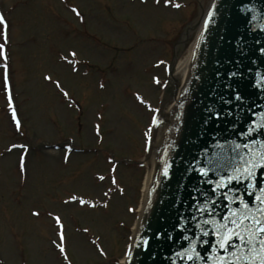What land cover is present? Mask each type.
<instances>
[{
	"label": "rangeland",
	"instance_id": "rangeland-1",
	"mask_svg": "<svg viewBox=\"0 0 264 264\" xmlns=\"http://www.w3.org/2000/svg\"><path fill=\"white\" fill-rule=\"evenodd\" d=\"M211 1L0 0V264L126 258L147 173L126 163L145 158L169 71ZM106 193L104 211L72 203Z\"/></svg>",
	"mask_w": 264,
	"mask_h": 264
},
{
	"label": "water",
	"instance_id": "water-1",
	"mask_svg": "<svg viewBox=\"0 0 264 264\" xmlns=\"http://www.w3.org/2000/svg\"><path fill=\"white\" fill-rule=\"evenodd\" d=\"M201 33L191 59L171 81L177 80L179 87L175 83L168 88L160 104L156 128L161 123L165 128L157 131L149 158L148 189L131 246V264H189L175 253L190 244L203 258L192 264H212L211 246L216 242L212 226H204L210 233L204 237L195 223L221 222L229 208L238 207L228 204L225 193L228 199L233 194L252 199L243 185L212 189L234 167L229 161L234 155L231 145L247 143L243 135L249 124L264 113V89L256 86L264 77V0H213ZM233 72L238 75L233 77ZM237 94L241 101L234 99ZM251 139L262 140L264 134ZM201 168L208 170L207 177L199 174ZM257 184L264 187V169L257 172ZM198 207L214 214L199 212ZM142 240L148 241L146 251L136 246Z\"/></svg>",
	"mask_w": 264,
	"mask_h": 264
},
{
	"label": "snow or ice",
	"instance_id": "snow-or-ice-1",
	"mask_svg": "<svg viewBox=\"0 0 264 264\" xmlns=\"http://www.w3.org/2000/svg\"><path fill=\"white\" fill-rule=\"evenodd\" d=\"M179 7V5H176ZM75 11V10H74ZM250 12H255L254 9H249ZM211 16L209 17V22ZM0 25L6 26V20L3 14H0ZM207 27V24L205 25ZM5 41H7L6 31L3 33ZM4 45L0 44V54L3 53ZM7 60V57H4ZM236 77L238 74L233 72L231 74ZM45 79L51 80V77H45ZM4 84L7 93V103L12 110V119L16 123V127L19 130L20 122L17 119V113L13 103L12 90L9 83L7 74V65L5 64ZM258 88L264 89V77L258 78L256 85ZM67 95V93H65ZM236 101H241L242 96L240 94L235 95ZM230 115V113H229ZM220 117L217 115L216 119ZM155 123V121H154ZM257 134H264V113L259 114V120L253 119V122L249 124L247 133L243 135V139L248 141L247 143H233L231 145V152L234 155L229 157L230 162H234L232 171L227 175L226 179L222 178L213 192L221 189L228 188L232 184L243 185L244 192L247 197L252 198L246 200L243 195L233 194L231 199H228V193H225V199L228 200V204L238 205L236 208H229L228 214L223 216L221 222L204 219L201 222L195 223V227L200 230L201 236H209V231L204 227L205 225L212 226V233L215 236V244L211 246L212 264H264V187H258L257 184V172L264 169V139L257 140L251 139ZM23 147V146H21ZM21 169L23 170V158L21 163ZM201 176L207 177L209 175L208 170L199 169ZM163 175L167 177L169 172L164 171ZM103 180L104 177H99ZM115 183V181H113ZM258 193V194H257ZM107 195V193L105 194ZM73 201L76 197L72 198ZM68 203V201H66ZM81 205L85 204L84 200H80ZM215 204V201H211ZM95 205H93L94 207ZM106 206V205H105ZM199 212H208L210 215L214 214L206 207H198ZM38 215V213H34ZM57 224H60V218L56 217ZM61 241L65 239L62 225L59 234ZM185 240L191 241V237L185 235ZM207 244V241H203ZM147 240L137 242L136 246H144V250H147ZM59 251L63 254L65 248L57 245ZM175 256L180 260H187L189 264L193 261H202L200 253L197 251L195 244H190L187 249L183 251H177ZM132 250L131 247L127 252L128 264H131Z\"/></svg>",
	"mask_w": 264,
	"mask_h": 264
},
{
	"label": "bare ground",
	"instance_id": "bare-ground-1",
	"mask_svg": "<svg viewBox=\"0 0 264 264\" xmlns=\"http://www.w3.org/2000/svg\"><path fill=\"white\" fill-rule=\"evenodd\" d=\"M210 9H211V7L209 6L202 13V18H201L200 24H199V26L197 28V34H196V37H195V39L193 41V44L191 45V48H190L189 52H188V56L185 59H183L180 63H178L176 65V67H174L173 75L170 76V82L181 71V69L188 63V61L191 59L192 55L194 54L195 49H196L197 44H198V41H199L200 33L202 32L205 20L207 18V15H208ZM144 165H145V167L147 169V173H146V177H145V181H144V188H143V191H142V200L140 202V207H139V210H138V213L140 214V216H141V212H142V209H143V206H144V202H145V198H146V194H147V189H148V183H149V175H150L149 158L146 159ZM125 263H126L125 260H123L120 264H125Z\"/></svg>",
	"mask_w": 264,
	"mask_h": 264
},
{
	"label": "flooded vegetation",
	"instance_id": "flooded-vegetation-1",
	"mask_svg": "<svg viewBox=\"0 0 264 264\" xmlns=\"http://www.w3.org/2000/svg\"><path fill=\"white\" fill-rule=\"evenodd\" d=\"M111 155V154H110ZM112 157V159H111V161H112V163L114 164V165H116V166H118L119 164H121V163H124V162H118L117 160H115L114 158H113V155H111ZM127 165H136L138 168H140V167H142L141 165H140V162H128V163H126ZM123 165H125V164H123ZM112 185H113V188L115 189V190H113V194L114 193H118V194H120L119 196H123V195H121L122 193H121V190L119 189L120 187H118V185H117V183L115 182V183H113V181H115L114 180V176H110V177H108V179H107ZM103 181V183L104 182H106L105 181V179H103V180H100V182H102ZM104 200L103 201H91V200H86V199H81V198H76V200L75 201H73L72 200V203H76V204H78V206L80 207V208H87L88 210H90V211H104V210H106V209H108V207H109V204H110V201H111V199H112V195H104ZM80 200H84L86 203L85 204H83V205H81L80 203H79V201ZM93 205H95L94 207H93ZM106 205V206H105ZM130 211V213L131 214H134V213H136V211H135V209L134 208H132V209H130L129 210ZM82 232H84L85 234H87L88 232L87 231H82ZM91 242H94V241H92L91 240ZM98 245H100L99 243H97ZM101 247V246H100ZM116 264H117V262H116Z\"/></svg>",
	"mask_w": 264,
	"mask_h": 264
}]
</instances>
